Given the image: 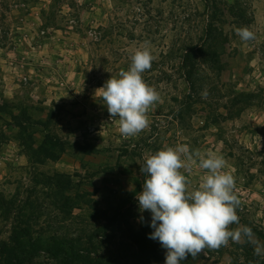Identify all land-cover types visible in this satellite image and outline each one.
<instances>
[{
  "label": "rangeland",
  "instance_id": "obj_1",
  "mask_svg": "<svg viewBox=\"0 0 264 264\" xmlns=\"http://www.w3.org/2000/svg\"><path fill=\"white\" fill-rule=\"evenodd\" d=\"M146 41L162 102L125 137L97 89ZM177 145L225 158L239 224L264 244V0H0V243L37 213L33 229L82 237L106 264H165L136 197L144 157ZM181 171L190 189L206 172ZM52 176L72 182L66 211ZM205 251L180 264H264L248 243Z\"/></svg>",
  "mask_w": 264,
  "mask_h": 264
},
{
  "label": "clouds",
  "instance_id": "obj_2",
  "mask_svg": "<svg viewBox=\"0 0 264 264\" xmlns=\"http://www.w3.org/2000/svg\"><path fill=\"white\" fill-rule=\"evenodd\" d=\"M241 41H254L256 35L248 27L235 29ZM149 42L136 49L130 56L127 71L109 78L97 89L111 118H119L118 131L133 137L149 125L147 112L162 102L160 94L149 86L142 74L151 69L155 57ZM209 95L207 88L202 98ZM141 172L147 178L138 193L140 211L151 213L149 238L158 240L166 249L165 264H180L191 255L196 258L208 250L227 246L229 240L237 244L253 245L254 254L264 257L262 244L246 225L239 224L237 208L240 200L235 194V178L226 171L227 161L217 153L202 154L190 151L187 145L167 147L144 157ZM206 170L197 187L190 189L191 181L184 175L197 163ZM236 224V228L230 226Z\"/></svg>",
  "mask_w": 264,
  "mask_h": 264
},
{
  "label": "trees",
  "instance_id": "obj_3",
  "mask_svg": "<svg viewBox=\"0 0 264 264\" xmlns=\"http://www.w3.org/2000/svg\"><path fill=\"white\" fill-rule=\"evenodd\" d=\"M64 178L52 176L46 179V183H42L56 191L61 189L54 194V205L62 211L75 205L72 197L66 195L72 190V182ZM37 216L35 213L26 222L22 221L25 224L14 227L8 241L0 243V264H106L92 247L88 250L83 245L82 237L73 238L61 229L43 236L33 229L32 223ZM134 242L139 245L141 241L136 238Z\"/></svg>",
  "mask_w": 264,
  "mask_h": 264
},
{
  "label": "built area",
  "instance_id": "obj_4",
  "mask_svg": "<svg viewBox=\"0 0 264 264\" xmlns=\"http://www.w3.org/2000/svg\"><path fill=\"white\" fill-rule=\"evenodd\" d=\"M203 254H204L206 257H209V256H210V254H209L207 251H205Z\"/></svg>",
  "mask_w": 264,
  "mask_h": 264
}]
</instances>
